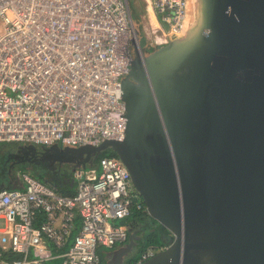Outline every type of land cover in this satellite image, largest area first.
<instances>
[{"label": "water", "instance_id": "1", "mask_svg": "<svg viewBox=\"0 0 264 264\" xmlns=\"http://www.w3.org/2000/svg\"><path fill=\"white\" fill-rule=\"evenodd\" d=\"M191 2L181 34L154 50L135 27L121 140L17 143L9 156L72 171L112 151L170 235L141 264H264V0ZM129 248L105 264H127Z\"/></svg>", "mask_w": 264, "mask_h": 264}, {"label": "built area", "instance_id": "2", "mask_svg": "<svg viewBox=\"0 0 264 264\" xmlns=\"http://www.w3.org/2000/svg\"><path fill=\"white\" fill-rule=\"evenodd\" d=\"M146 2L167 26L156 44L190 18L191 0ZM134 31L128 0H0V144L121 140ZM70 176L72 194L27 171L19 186L0 187V264H103L101 254L126 241L120 222L143 206L121 161L104 155ZM158 249L148 246L134 264Z\"/></svg>", "mask_w": 264, "mask_h": 264}, {"label": "flooded vegetation", "instance_id": "3", "mask_svg": "<svg viewBox=\"0 0 264 264\" xmlns=\"http://www.w3.org/2000/svg\"><path fill=\"white\" fill-rule=\"evenodd\" d=\"M15 147H16L15 145H12V146L8 145L6 154L4 155L3 158H0V187H3V186L13 187V185L15 186V184H17L18 180L17 179L11 180V178H18V176H16V174H19V171H22V170L27 171L31 174L33 173L34 175L40 177V180L45 179V178L49 179V180L50 179L58 180V178H56L55 176H58L63 172H70L72 169L70 164H58L55 169H50L48 167V165H46L45 163H42V162H39V163L38 162H35V163H33V162H30V163L19 162L17 158H13L12 155L9 156L13 152L15 153V151L17 150ZM97 159H99V156L97 158H94L93 160L96 161V163H97ZM66 179H69L74 184V181L72 180V178H66ZM52 184H54V183H52ZM55 185H58V184H54V186H51V187H53L55 189ZM133 191L136 194L135 199H137L141 202L143 209H142V211H135V214H138V216H139V218L136 221H134V219H133L134 216H132V215H130V217L127 218L129 226H128V234H127L126 241L123 244L117 245L116 247L112 248V249H117V248H120L123 246L124 247L130 246L128 253H127V258H128L127 264H134L135 259H136L135 257L139 254L140 249L142 248L141 244L139 243L141 240V234H139V232L140 231H141L140 233L145 232V231H142L143 230L142 227L145 226L144 228L145 229L148 228V232L149 231L152 232V231L156 230V227L158 224L155 220H153L152 218H150L148 216L140 196L138 195L137 192H135L134 189H133ZM142 219H143V221H142ZM161 235H162L163 241L165 243H167L169 240V237H170L169 233L168 232H162ZM137 236H139V237H137ZM107 251L108 250H106L104 253L101 254L103 264H105V261L108 259Z\"/></svg>", "mask_w": 264, "mask_h": 264}, {"label": "rangeland", "instance_id": "4", "mask_svg": "<svg viewBox=\"0 0 264 264\" xmlns=\"http://www.w3.org/2000/svg\"><path fill=\"white\" fill-rule=\"evenodd\" d=\"M130 3V9H131V15L133 19L134 28H137V31L140 33L141 36V45L150 48V50H154L158 48L159 46L163 44H156L155 39L156 36L159 37V35H162L163 29H166V25L159 24L157 22L152 24L149 22L148 14L150 12L148 11V6L146 0H128ZM150 17V16H149ZM157 30V31H156ZM154 31V32H153ZM163 41V37L161 39ZM165 44V43H164ZM7 144H14L15 143H7ZM6 144H0V158H3L7 151ZM11 146V145H10ZM23 171V170H22ZM21 171H19L20 173ZM71 172H63L58 176H55L56 178H71ZM18 173V172H17ZM65 173V174H64ZM31 174V173H30ZM19 174H16L18 176ZM33 175V173H32ZM34 176V175H33ZM40 179V177L36 176ZM52 177V176H51ZM125 219L123 220V222ZM122 222V221H121ZM120 222V223H121ZM0 240L3 242V244H7V241L4 237H0ZM68 246L64 247L62 250L58 251V253H61L63 251H66ZM61 259L60 258H53L51 260L46 261V264H60Z\"/></svg>", "mask_w": 264, "mask_h": 264}, {"label": "trees", "instance_id": "5", "mask_svg": "<svg viewBox=\"0 0 264 264\" xmlns=\"http://www.w3.org/2000/svg\"><path fill=\"white\" fill-rule=\"evenodd\" d=\"M7 145H11L12 146L14 144H7ZM104 155L115 156V154L112 151H110V150L105 151L101 156H104ZM97 161H98V159H97ZM34 176L36 177V175H34ZM131 215L134 216V218H133L134 221H136L139 218L138 214H135V212H132ZM142 221H143V219H142ZM121 223L122 224H124V223L128 224V221L126 219L124 222L122 221ZM144 227H142L143 228L142 231H145V232H143V233H140L141 231L139 232V234H141V240H140L139 243L141 244L142 248L140 249L139 254L135 257L136 259H138V257L141 254V252L145 251L146 248H148V246H153V247H156V248H160V247H164L166 245V243L163 241V238H162V235H161L162 232H167L163 227H161L159 224H157L156 230H154L152 232H150V231L148 232V228L145 229Z\"/></svg>", "mask_w": 264, "mask_h": 264}, {"label": "crops", "instance_id": "6", "mask_svg": "<svg viewBox=\"0 0 264 264\" xmlns=\"http://www.w3.org/2000/svg\"><path fill=\"white\" fill-rule=\"evenodd\" d=\"M137 1V0H136ZM134 2H135V0H134ZM149 16H148V19H149V22H151L152 24H154V23H157V19H156V15L155 14H153L154 15V18H155V20H156V22H154L153 20H152V18H151V15L150 14H148ZM7 145V144H6ZM14 180V179H17L18 180V178H11V180ZM43 180H45V181H50L51 183H54V184H58V185H55V190H57L59 193H62V194H72L73 192H74V190H75V185L73 184V182L72 181H70L69 179H66V178H58V180H53V179H43ZM19 181V180H18ZM69 184V185H68ZM20 185V181H19V183L17 182V184H15V187L16 186H19ZM68 185V186H67ZM14 186V185H13ZM78 219V217L76 218V220ZM79 223V221L77 220V223L76 224H78ZM75 233V232H74Z\"/></svg>", "mask_w": 264, "mask_h": 264}, {"label": "bare ground", "instance_id": "7", "mask_svg": "<svg viewBox=\"0 0 264 264\" xmlns=\"http://www.w3.org/2000/svg\"><path fill=\"white\" fill-rule=\"evenodd\" d=\"M148 5V4H147ZM148 11L150 12V15H151V18H152V20L154 21V22H156V20H155V18H154V15H153V13H152V10H151V8H150V6H148ZM157 22L161 25V24H163L162 22H160L158 19H157ZM157 24V23H156ZM164 25V24H163ZM157 31V30H156ZM154 32V31H153ZM177 34L179 35V34H181V32H177ZM158 38V37H157ZM162 41V40H161ZM160 41V42H161ZM160 45V44H159Z\"/></svg>", "mask_w": 264, "mask_h": 264}, {"label": "clouds", "instance_id": "8", "mask_svg": "<svg viewBox=\"0 0 264 264\" xmlns=\"http://www.w3.org/2000/svg\"><path fill=\"white\" fill-rule=\"evenodd\" d=\"M3 144H6V143H3ZM160 248H162V247H160ZM110 250V249H109Z\"/></svg>", "mask_w": 264, "mask_h": 264}]
</instances>
